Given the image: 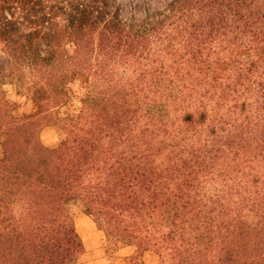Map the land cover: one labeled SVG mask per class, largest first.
Instances as JSON below:
<instances>
[{
  "label": "trees",
  "instance_id": "obj_1",
  "mask_svg": "<svg viewBox=\"0 0 264 264\" xmlns=\"http://www.w3.org/2000/svg\"><path fill=\"white\" fill-rule=\"evenodd\" d=\"M114 3L55 0L28 33L0 17L10 73L26 66L57 100L61 79H91L75 140L45 147L23 117L4 144L0 264L67 261L79 195L159 264H264V0H171L140 23ZM101 95L119 105L84 124Z\"/></svg>",
  "mask_w": 264,
  "mask_h": 264
},
{
  "label": "rangeland",
  "instance_id": "obj_2",
  "mask_svg": "<svg viewBox=\"0 0 264 264\" xmlns=\"http://www.w3.org/2000/svg\"><path fill=\"white\" fill-rule=\"evenodd\" d=\"M169 1L171 0H116L117 3L114 4L120 8V17L140 23L147 16L162 10ZM54 4L55 0H0V17L21 23L19 30L28 33L33 28L40 27L43 15L48 16ZM32 16L41 18L36 20L37 23H28L26 20L28 18L33 20ZM61 20L56 18L53 25L58 21L62 22ZM66 43L67 40H63L60 45L66 48ZM3 46L0 38V158L4 156V144L7 140L19 142L23 132L21 128L23 117L29 118L32 122L27 131L29 138L37 140L45 147L57 146L71 135L70 139L75 140L78 134L76 129L81 127L77 122L85 108V93L88 88L85 78L61 79L57 85L60 100H57V97L51 98L53 95L51 90H46L35 76L28 74L26 66L10 73L11 60L3 51ZM37 50H44V45L38 44ZM104 96H98L89 102L88 110L86 109L82 116L86 117L84 124H88L92 116L98 121L111 118L112 112L109 107H116L119 103L113 105V101H106L108 97ZM107 116L110 117L106 118ZM9 132L12 136H9ZM65 210L77 236L79 247L77 251H71L68 260L62 264H159L157 253L139 249L128 240L120 241L112 237L110 228L117 221V214L109 207L93 208L86 195H79L65 203ZM1 228L0 220V230ZM6 239L8 238L0 237V244L6 243ZM0 248L4 249L2 245ZM18 255L17 252V259L12 262L13 264H45L41 262L38 252L25 258L26 261L30 260V263L21 261ZM12 263L6 260L2 264Z\"/></svg>",
  "mask_w": 264,
  "mask_h": 264
}]
</instances>
